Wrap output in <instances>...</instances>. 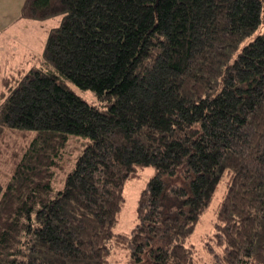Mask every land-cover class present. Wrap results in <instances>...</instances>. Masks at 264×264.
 Instances as JSON below:
<instances>
[{"label":"trees","instance_id":"1","mask_svg":"<svg viewBox=\"0 0 264 264\" xmlns=\"http://www.w3.org/2000/svg\"><path fill=\"white\" fill-rule=\"evenodd\" d=\"M57 16L3 79L0 145L31 140L0 165V264H198L215 199L212 264H264V0H24L19 19Z\"/></svg>","mask_w":264,"mask_h":264},{"label":"rangeland","instance_id":"2","mask_svg":"<svg viewBox=\"0 0 264 264\" xmlns=\"http://www.w3.org/2000/svg\"><path fill=\"white\" fill-rule=\"evenodd\" d=\"M23 2L24 0H0V105L5 101L1 94L8 91L3 84L4 77L14 72L16 67H24V63L25 65L29 62L31 64L35 63L37 58L43 53L49 30L58 26L61 22V16L46 20L19 19ZM30 66L32 65L28 67ZM12 67H14L13 71L10 70ZM70 86L87 101L97 103V98L93 91L82 89L72 83H70ZM29 137L27 134L16 132L5 134L0 145V165L3 163L14 164L21 157L26 146L29 145L31 140ZM11 168V166L0 167V171L2 173L11 172ZM154 172V168L148 167L143 171L140 178H135L126 183L124 189L125 205L120 212L119 220L115 227L117 232L129 233L134 228L137 223V207L141 192L154 175ZM62 173L64 172L60 171L58 176ZM61 176L62 182L65 175L62 174ZM224 187L225 182L221 184L217 198L222 195ZM218 201L219 199L213 201L212 206L203 216L190 240L187 241L188 244H193L196 247V251L202 257V259L198 260V264H212V261L209 260L211 256L207 253V245L210 246V244H207V242L209 239L211 240L210 236L216 221ZM115 253L107 264H115L116 257L121 258L124 263L130 261L129 258H124L126 251L116 250Z\"/></svg>","mask_w":264,"mask_h":264},{"label":"crops","instance_id":"3","mask_svg":"<svg viewBox=\"0 0 264 264\" xmlns=\"http://www.w3.org/2000/svg\"><path fill=\"white\" fill-rule=\"evenodd\" d=\"M17 66V65H16ZM15 67V66H14ZM14 67H12V68H10V70L12 71V70H14Z\"/></svg>","mask_w":264,"mask_h":264}]
</instances>
